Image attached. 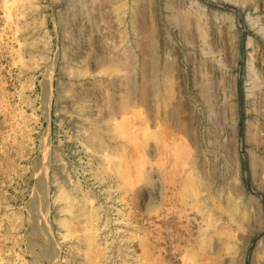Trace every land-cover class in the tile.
<instances>
[{
  "label": "rangeland",
  "instance_id": "obj_1",
  "mask_svg": "<svg viewBox=\"0 0 264 264\" xmlns=\"http://www.w3.org/2000/svg\"><path fill=\"white\" fill-rule=\"evenodd\" d=\"M0 264H264V0H0Z\"/></svg>",
  "mask_w": 264,
  "mask_h": 264
}]
</instances>
